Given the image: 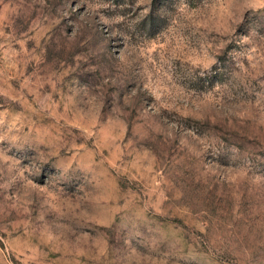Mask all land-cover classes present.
Returning <instances> with one entry per match:
<instances>
[{"label": "rangeland", "instance_id": "rangeland-1", "mask_svg": "<svg viewBox=\"0 0 264 264\" xmlns=\"http://www.w3.org/2000/svg\"><path fill=\"white\" fill-rule=\"evenodd\" d=\"M0 264H264V0H0Z\"/></svg>", "mask_w": 264, "mask_h": 264}]
</instances>
